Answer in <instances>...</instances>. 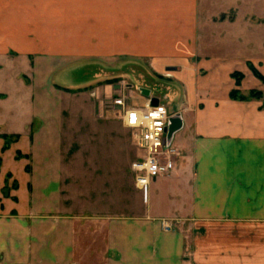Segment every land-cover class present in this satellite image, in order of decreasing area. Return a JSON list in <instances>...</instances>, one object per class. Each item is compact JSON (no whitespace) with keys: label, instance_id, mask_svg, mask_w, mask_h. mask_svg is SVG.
Returning a JSON list of instances; mask_svg holds the SVG:
<instances>
[{"label":"crops","instance_id":"obj_1","mask_svg":"<svg viewBox=\"0 0 264 264\" xmlns=\"http://www.w3.org/2000/svg\"><path fill=\"white\" fill-rule=\"evenodd\" d=\"M22 1L21 28L0 23V175L13 174L20 183L19 215H39L40 229L52 221L61 238L68 229L73 245L77 221L85 219L72 206L87 204L77 195L84 182H102L107 176L97 173H111L116 204L124 203L120 174H127L128 168L132 172L133 162L141 156L132 131L129 142L119 112L105 115L96 98L103 85L87 93L92 116L68 131L61 115L63 93L71 95V102L80 95L55 87L52 78L62 68L47 70L42 62L132 59L147 61L155 73L168 69L173 75L181 92L171 111L180 115L181 128L172 142L179 156L173 174L151 184L144 210L134 217L114 218L109 212L99 216L106 230V250L120 252L124 246L126 257L141 264H158V258L160 263L180 264L184 238L196 230L217 232L222 222L250 229L264 223V109L257 100L230 97L234 89L245 93L253 89L250 86H262L251 76V60L235 66L230 59L202 53L200 0ZM29 61L31 77L25 81L22 74L15 79L18 69L29 72ZM18 62H27V69L18 68ZM235 72L244 76L239 87L232 77ZM47 74L50 84L44 81ZM133 99L142 106L150 98ZM54 109L59 115H53ZM3 135L14 139L6 150ZM99 140L104 143L101 150L96 147ZM131 144L138 153L128 159ZM31 187L42 194L31 200L24 192ZM130 187L134 199L139 198ZM161 219L181 226L164 233L156 223ZM7 229L1 222L4 246Z\"/></svg>","mask_w":264,"mask_h":264},{"label":"rangeland","instance_id":"obj_2","mask_svg":"<svg viewBox=\"0 0 264 264\" xmlns=\"http://www.w3.org/2000/svg\"><path fill=\"white\" fill-rule=\"evenodd\" d=\"M24 10L22 0H0V23L12 22L15 30L20 29ZM199 36L204 55L230 59L235 66L245 59L251 60L248 63L251 76L261 83L262 89L250 86L253 89L245 93L236 90L244 96L250 93L255 95V92L260 94L262 99L257 101L264 106V83L254 75L251 68L264 75V0H200ZM42 63L47 70L62 68L52 78L55 87L65 89L64 92L80 95L78 99L73 97L74 100L71 102V95L63 93L61 115L68 131L80 128L75 122L92 116L93 103L87 93L91 87L98 85L104 86L96 98L98 97L105 115H108V112L118 114V108L112 105V100L118 96L143 100L141 88L151 90V95L168 105L170 111H174L180 101L181 92L172 80L170 70H164L161 74L155 73L149 70L147 61L119 59L102 62L69 59L45 60ZM15 65L27 69V62H18ZM32 65L33 62L29 61V72H20L18 69L15 79L23 74L24 80L27 81L26 79L31 77ZM48 76L49 74L45 75L44 81L50 84ZM239 78L242 82L244 76L238 73L237 79ZM116 87L128 92H121ZM17 88L16 83L14 90ZM14 97H17V92L14 93ZM52 112L54 116L59 115L56 109ZM126 132L127 140L130 142L131 132L128 129ZM96 144L100 150L104 147L100 140ZM85 145L83 149H86ZM136 153L137 149L131 144L128 146L126 158H135ZM28 171L31 172V167ZM97 175L107 176V179L102 182H84L77 191L79 193L77 195L85 199L84 203L87 204L72 206L74 213L85 219L77 221L79 228L75 232L73 245L70 243L71 234L68 229L63 232L61 238L54 230L52 221H45L46 229H40L42 222L39 221V215L33 213L28 217L19 215L16 206L21 207L18 198L23 190L20 183L13 174H6L4 177L0 175V223L6 224L9 228L4 236L7 246H4L0 239V264H141L142 262L138 263L126 257L124 246H120L122 247L120 252L106 250V230L98 220L101 219L99 216L107 215V212L114 218L122 215L134 217L138 210L145 209L146 194L134 189V175L128 168L127 174H120L125 183L123 196L125 201L119 206L116 204L117 194L113 188L112 174L103 172ZM130 186H133V191L139 198L134 199L135 195ZM158 186L159 182L154 185ZM24 192L31 200L42 194V191L32 187ZM67 194L71 195L70 192ZM31 207L33 211L36 208L33 204ZM65 223L69 225V221ZM156 223L164 233L174 231L175 225H178L167 219L156 220ZM229 224L231 223L222 222L223 228L219 227L217 232L214 229L196 230L194 234L186 236L185 253L180 264H264V223H254L255 227L252 229L235 225L231 228ZM110 245L113 246L112 240ZM159 260L161 259L158 258V264H167L160 263Z\"/></svg>","mask_w":264,"mask_h":264},{"label":"built area","instance_id":"obj_3","mask_svg":"<svg viewBox=\"0 0 264 264\" xmlns=\"http://www.w3.org/2000/svg\"><path fill=\"white\" fill-rule=\"evenodd\" d=\"M112 105L118 108L124 126L132 131L134 143L142 152L133 162L132 172L137 189L146 194L153 182L171 176L175 170L179 154L172 143L168 145L167 129L176 115L161 101L152 106L151 99L140 106L133 98L121 95L112 100Z\"/></svg>","mask_w":264,"mask_h":264},{"label":"trees","instance_id":"obj_4","mask_svg":"<svg viewBox=\"0 0 264 264\" xmlns=\"http://www.w3.org/2000/svg\"><path fill=\"white\" fill-rule=\"evenodd\" d=\"M252 68V72L254 73V75L262 81V83H264V75H262L260 72H258L255 68L251 67ZM237 72L233 73L232 74V77L236 80V85L237 87H239L241 85V80L240 78L237 79ZM240 93L238 92V90L234 89L231 91L230 93V97L231 99L233 100H239V101H245V100H260L262 99V97H260L261 95L256 93L255 92V95L254 93H250L248 96H244V95H239ZM262 109H264V106H262ZM2 137H4L6 139V144H5V147H4V150H6L9 146V144L13 141V138H9L8 136L6 135H3Z\"/></svg>","mask_w":264,"mask_h":264},{"label":"water","instance_id":"obj_5","mask_svg":"<svg viewBox=\"0 0 264 264\" xmlns=\"http://www.w3.org/2000/svg\"><path fill=\"white\" fill-rule=\"evenodd\" d=\"M142 95L146 98H150L151 99V104L152 106H157L159 104V99L156 97H152L151 95V90L149 89H145V88H141L140 89ZM181 128V124H180V115H176L173 116L170 119V123L167 129V133H168V145H171V143L173 142L174 139V135L176 132H178Z\"/></svg>","mask_w":264,"mask_h":264}]
</instances>
